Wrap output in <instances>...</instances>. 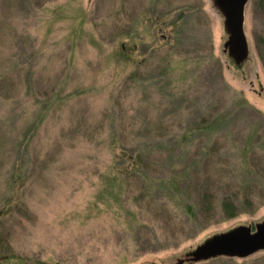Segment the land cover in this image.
<instances>
[{
	"label": "rangeland",
	"instance_id": "1",
	"mask_svg": "<svg viewBox=\"0 0 264 264\" xmlns=\"http://www.w3.org/2000/svg\"><path fill=\"white\" fill-rule=\"evenodd\" d=\"M243 33L237 64L212 0H0V264H264L190 260L264 223V0Z\"/></svg>",
	"mask_w": 264,
	"mask_h": 264
},
{
	"label": "water",
	"instance_id": "2",
	"mask_svg": "<svg viewBox=\"0 0 264 264\" xmlns=\"http://www.w3.org/2000/svg\"><path fill=\"white\" fill-rule=\"evenodd\" d=\"M214 7L224 18L228 41L225 48L241 63L247 57V43L243 33L244 10L248 0H212ZM264 251V223L257 225L254 232L249 228H238L214 237L198 247L190 257L192 262L226 257L244 259Z\"/></svg>",
	"mask_w": 264,
	"mask_h": 264
},
{
	"label": "trees",
	"instance_id": "3",
	"mask_svg": "<svg viewBox=\"0 0 264 264\" xmlns=\"http://www.w3.org/2000/svg\"><path fill=\"white\" fill-rule=\"evenodd\" d=\"M124 60L127 62L129 59H128V57H125L124 58ZM135 87V86H134ZM215 123H217V122H215ZM212 129V127L210 126H208L207 127V130H211ZM181 140H184V141H186L187 142V139H186V135H183V136H181V138H180ZM188 140H189V138H188ZM143 149H147V148H143ZM133 159V156H131V157H129L128 159ZM130 159V160H131ZM169 187H170V189H172L173 191H176L175 190V188H177V181H175V179H173L170 183H169ZM155 189H156V187H155ZM177 192V191H176ZM178 193V192H177ZM170 196H171V194H169ZM175 201H176V199H175ZM174 201V202H175ZM229 199H226V200H224V201H222V204H221V210L223 211V213H225V214H230V215H228V216H233L234 215V211H235V208H234V206L231 204V203H229ZM179 204H181V202L179 203ZM184 208H185V210H186V212L188 213V214H191V207H189V206H187L186 204L184 205Z\"/></svg>",
	"mask_w": 264,
	"mask_h": 264
}]
</instances>
